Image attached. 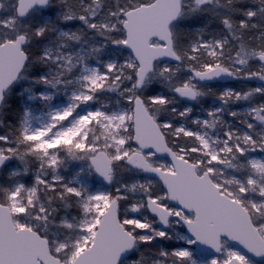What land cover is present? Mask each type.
<instances>
[{
	"label": "snow or ice",
	"instance_id": "1",
	"mask_svg": "<svg viewBox=\"0 0 264 264\" xmlns=\"http://www.w3.org/2000/svg\"><path fill=\"white\" fill-rule=\"evenodd\" d=\"M0 264H264V0H0Z\"/></svg>",
	"mask_w": 264,
	"mask_h": 264
}]
</instances>
